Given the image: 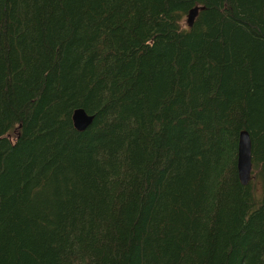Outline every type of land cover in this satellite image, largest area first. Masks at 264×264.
Wrapping results in <instances>:
<instances>
[{"label":"trees","instance_id":"obj_1","mask_svg":"<svg viewBox=\"0 0 264 264\" xmlns=\"http://www.w3.org/2000/svg\"><path fill=\"white\" fill-rule=\"evenodd\" d=\"M0 264H264V0H0Z\"/></svg>","mask_w":264,"mask_h":264},{"label":"water","instance_id":"obj_2","mask_svg":"<svg viewBox=\"0 0 264 264\" xmlns=\"http://www.w3.org/2000/svg\"><path fill=\"white\" fill-rule=\"evenodd\" d=\"M198 7L193 8L188 16V25L194 24L195 17L198 14ZM95 116L88 114L83 108L76 109L73 114V120L79 131L86 130L93 122ZM238 171L243 185L249 184L252 179L253 160H252V140L250 133L243 130L240 133L238 148Z\"/></svg>","mask_w":264,"mask_h":264}]
</instances>
